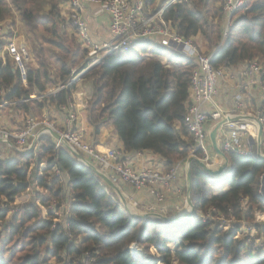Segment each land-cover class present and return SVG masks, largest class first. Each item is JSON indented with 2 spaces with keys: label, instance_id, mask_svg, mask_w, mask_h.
I'll list each match as a JSON object with an SVG mask.
<instances>
[{
  "label": "trees",
  "instance_id": "1",
  "mask_svg": "<svg viewBox=\"0 0 264 264\" xmlns=\"http://www.w3.org/2000/svg\"><path fill=\"white\" fill-rule=\"evenodd\" d=\"M214 1L221 2H177L165 9L163 21L181 38H198L206 44L208 53H213V67L257 62L264 72V0H247L233 16L224 42L225 16L221 4L209 9ZM63 2L0 0V23L12 21L13 27L19 19L38 64V69H28L24 85L14 64L0 58V93L5 96L0 99L44 95L51 86H65L87 67V52L66 31ZM44 44L57 50L59 70L54 77ZM195 67L192 59L155 42L106 56L83 76L92 85L87 111L94 133L111 123L124 153L150 152L165 161L169 171L192 150L186 114ZM261 81L264 84V74ZM73 90L75 85H70L35 106L66 105ZM16 106L28 112L30 105ZM259 111L264 117V102ZM226 156L229 170L218 178L204 173L195 162L190 165L194 210L189 217L143 221L133 217L73 151L56 149L50 136H41L34 151L0 160V264H264V222L253 224L257 215H264L258 194L264 161L234 153ZM32 188L44 193L33 191L32 201L12 212L16 199ZM207 214L212 220L203 222L201 216ZM217 218L233 223L224 231L227 225ZM243 225L255 231L253 241L261 240L258 245L248 235V240L238 236ZM132 244L154 248L158 257L137 261L130 253Z\"/></svg>",
  "mask_w": 264,
  "mask_h": 264
},
{
  "label": "built area",
  "instance_id": "2",
  "mask_svg": "<svg viewBox=\"0 0 264 264\" xmlns=\"http://www.w3.org/2000/svg\"><path fill=\"white\" fill-rule=\"evenodd\" d=\"M183 1L189 3L190 0H171L163 8L157 11H151L150 6L153 0H68L67 20L73 29L81 47L87 52L85 63L87 67L78 73L75 77L67 81L64 86L56 90L41 95L39 98H47L55 95L57 92L66 89L70 85L81 82L84 74L108 55L123 52L126 53L134 48L136 44L155 42L163 45V41H170L172 49L177 54L190 58L194 61L196 67L190 80V106L186 114V127L192 142V150L187 158L177 163L169 171L159 172L152 168H143L140 172H135L127 163L122 152L107 149L104 152L98 151L91 143L85 140V137L79 131L73 130L71 126L76 122L74 113H69L66 118V129L58 130L48 121H35L29 119L25 122L23 128L16 133L0 129V143L13 141L14 150L19 154H26L31 145L29 141L36 138V131L41 129V135L50 134V131L60 138L55 142V148L68 146L70 149L81 155L83 159L94 167L99 173L105 175L112 184H121L131 188L133 191L141 192L150 190L158 204H162L166 199V194L170 192L176 184L179 176V166L187 163L191 158L201 162L206 167H212L214 161L209 153V138L205 126L208 120L214 123L223 122L220 128L221 139L220 148L226 153L238 154L242 157L264 158V117L258 111L254 116L247 118L244 113L245 103L241 100L234 102V115L225 111L217 101L218 88L222 80L226 77L229 68H215L211 64L213 53L201 52L192 40H186L178 36L163 21L162 15L167 7L177 2ZM247 0H224L222 12L225 16L224 30L222 33V42L228 38V31L233 22V16L243 9ZM95 9L108 19L109 41L96 42L89 33L84 14ZM7 32L6 24L0 23V34ZM7 58L14 64L16 70L21 76L23 84H26V75L28 71L27 56L28 47L24 42L13 38L4 48ZM264 74L262 67L257 62L247 63L245 75L259 77L260 84L264 90V84L261 77ZM38 99V98H36ZM31 99V100H36ZM30 100H25L28 102ZM207 109L209 111L207 112ZM244 115L245 119H236L238 115ZM254 121L251 124L249 121ZM262 127L261 148L258 152L253 146L247 145L246 138L249 135L253 142H256L259 133V127ZM250 139V138H249ZM249 142H251L249 140ZM253 147V148H252ZM264 175L260 177L263 184ZM156 189H162L156 191ZM263 186L261 185L258 194L261 195ZM119 200L124 208L132 215H149L148 212L140 211L138 203L134 201L129 194L122 192L119 194ZM17 206L12 212H19ZM181 209L179 212H183ZM214 213L215 211L212 210ZM58 216V214H56ZM152 215V214H150ZM60 217V215H59ZM203 222L212 220L211 214L201 216ZM217 222L227 225L229 229L232 221H224L217 218ZM243 228L245 226L243 225ZM131 256L140 261L142 257L139 247L132 244L130 247Z\"/></svg>",
  "mask_w": 264,
  "mask_h": 264
},
{
  "label": "crops",
  "instance_id": "3",
  "mask_svg": "<svg viewBox=\"0 0 264 264\" xmlns=\"http://www.w3.org/2000/svg\"><path fill=\"white\" fill-rule=\"evenodd\" d=\"M67 1L68 0H64V2L61 4V12H62V16L66 20V31L69 34H73L70 28H68L69 25L67 22V13H68ZM129 1H133V0H129ZM169 1L171 0H153L150 9L151 11L155 12L163 8L167 3H169ZM192 1L195 0H190V2ZM84 16L87 22L90 36L94 41L105 42L110 40V36L108 33V19L105 15L100 14L95 9H92L91 11L85 13ZM4 23L6 24L7 21ZM168 26L169 28H171L170 24H168ZM7 34L8 31L4 34H0V44H3V47L0 50V58L3 60L4 63L6 59H8L6 54L4 53V48L9 41H11L13 38L16 37V35H7ZM23 36L24 35H19L18 40L24 42L28 47V56H27L28 69L32 68L36 70L38 69L37 61L36 59H34L32 55V51L29 43H27V40ZM70 36L74 38L76 37L75 33ZM75 39H77V37ZM191 40L197 45V47L201 52H209V49L207 48L206 44H204L198 38H196L195 40L193 39ZM77 41L78 40H75L76 44H78L79 42ZM162 44L168 47L169 50L173 51L172 49L173 45L170 43V41H163ZM44 45H45L43 46L44 55L47 56L46 57L47 61L50 59V57H53L54 61H56L54 52H57V50L47 44ZM45 47H47V49ZM48 51L49 54L51 52L50 56H48L47 54ZM162 61L167 62L166 59H162ZM55 65H56L55 71L53 69H51L50 71L53 77L54 74H58V70H59L57 62H55ZM246 68H247V64H241L237 67L229 68L226 77L222 80V83L219 85L217 101L225 111L231 112L234 115L237 114V112L234 110L235 109L234 102L236 100L243 101L245 103V111L243 114H245L247 118H250L259 111L261 104L264 102V90L260 84L259 77L256 76L250 77L245 75ZM60 86L61 85L59 84L57 86H51L50 89L46 91V93L56 90ZM55 95L50 97H54ZM0 96H3L2 92L0 93ZM40 96L41 95L39 96L34 95L31 96L29 99H21L20 101L16 100V101H8V102L4 101L3 99H0V129L16 133L17 131L23 128V125L25 123L24 118L30 116L32 120L33 117H35L34 119H42V121H48L51 125H53L55 129L65 130L66 118L68 114L74 113L76 116V122L73 123L71 128L73 130L82 133L83 136L85 137V140L91 143L98 151L104 152L107 149H112L118 152H122L125 157V160L135 172H140L143 168L146 167L155 169L159 172L166 171L165 161H163L160 157L150 152L124 153L122 144L119 141L111 123H107L103 125L100 128L98 134L94 133V128L88 122V111H87L88 102L92 97V85L89 81L83 80L80 83L75 84V90L71 92L70 101L66 105H63L61 107H58L53 104L45 103L43 104V108L41 109L37 108L35 106V103L39 104L43 101V99H46V98L40 99L39 98ZM31 99H36V100H31ZM25 100H30V101L24 102ZM28 103L30 105L28 112H25V110L23 111L21 108H18L16 106V105H22ZM208 111L209 109H207V112ZM243 117L244 115L240 114L235 118L242 120L245 119ZM249 121L251 122V124H254V121L250 119ZM215 126L216 123L212 122L211 120H208L205 126L208 138H209V134L211 133V131L214 129ZM41 131H42L41 129H38L36 131V138L31 139L29 141L31 147L32 144L36 141L34 148L32 149L33 151L36 149L38 139L44 135L50 136L52 142L55 145L56 139L51 134L41 135ZM251 138L252 137H250L249 135L247 136L246 144L253 146L254 143L255 145L254 149L257 150L256 142H253ZM220 139H221V132L219 131L216 141L218 148L221 150ZM249 140L251 142H249ZM63 147L66 148V146ZM15 153L16 152L14 150L13 141H10L8 143H0V160L14 158ZM209 153L212 157V160L214 161L212 165V169L216 171L223 164V162L215 153L210 141H209ZM40 167H41L40 169L42 170L45 169V166L43 167V165H41ZM228 170H229V164L227 169L225 170V173ZM187 172H188L187 163L180 164L178 180L174 185L173 189L166 194V199L162 204H158L155 201V197L150 190L137 192L121 184H117V185L113 184V186L115 187L117 193L121 194L122 192H124L126 194H129L131 198L138 203V207L140 211L142 212L145 211L148 212L149 215L152 214L153 216L161 217L164 219H171L177 217L179 214L183 212L187 213L189 211V207L187 203V182H186ZM101 176L110 182V180L105 175L101 174ZM109 188L115 194V191L111 187ZM160 190L162 189H156V191H160ZM262 193L264 195V186ZM23 204H25L23 201V196L21 198L16 199L15 201L16 206H20ZM181 209H184V211L179 212ZM186 218L187 217H185V219Z\"/></svg>",
  "mask_w": 264,
  "mask_h": 264
},
{
  "label": "water",
  "instance_id": "4",
  "mask_svg": "<svg viewBox=\"0 0 264 264\" xmlns=\"http://www.w3.org/2000/svg\"><path fill=\"white\" fill-rule=\"evenodd\" d=\"M223 125V122H219L216 124V126L214 127V129L211 131V133L209 134V141L215 151V153L218 155V157L221 159V161L223 162V164L219 167L218 170H211L209 169V167L204 166L201 162H199L198 160L191 158L187 161V168H188V172L186 175V182H187V203H188V207H189V211L187 213H181L179 214L177 217L171 218V219H164L161 217H157V216H153V215H132L135 218H138L140 220L143 221H148V220H158V221H177V220H182L185 217L190 216L193 213L194 210V206L192 204L191 201V172H190V165L195 162L196 164H198V166L200 167V169L206 173L207 175L213 177V178H218L220 176H222L225 173V170L228 167V158L226 156V154L220 150L218 148L217 145V135L220 131L221 126ZM50 134L56 139L59 140V136L56 135L55 133L50 131ZM261 140H262V127H259V133L257 136V151H260L261 148ZM36 142V141H35ZM35 142L32 144V147L30 148V150L28 152H30L35 145ZM66 148L70 149L68 146H66ZM71 151H73L72 149H70ZM73 153H75L76 157L84 164L86 165L88 168L92 169L109 187H111L114 191L115 194L117 195V198L119 199V193L116 192L115 187L113 186V184L111 182H109L108 180H106L104 177L101 176V174L94 168L92 167L88 162H86L79 154H77L75 151H73ZM261 160L264 161V158H262Z\"/></svg>",
  "mask_w": 264,
  "mask_h": 264
},
{
  "label": "rangeland",
  "instance_id": "5",
  "mask_svg": "<svg viewBox=\"0 0 264 264\" xmlns=\"http://www.w3.org/2000/svg\"><path fill=\"white\" fill-rule=\"evenodd\" d=\"M223 3H224V0H221V2H218V1H214L213 3H211L210 5H209V9H217V8H219L220 6H219V4H221V7H223ZM67 22H68V20H67ZM11 25H12V21H7V23H6V29H7V31H9V32H13V34L14 35H16V37H19V35H23V30L21 29L22 28V25L20 24V22H19V19H17V17L15 18V26H13V27H11ZM68 25H69V22H68ZM68 28H70V30H71V32L74 34V31H73V29L70 27V25H69V27ZM68 33V32H67ZM73 34H71V35H73ZM68 35H70V34H68ZM24 38H25V36H23ZM74 38V37H73ZM76 38V37H75ZM74 38V39H75ZM26 39V38H25ZM74 39H72V40H74ZM75 40H78V39H75ZM78 42V41H77ZM75 44H76V42H75ZM79 44V45H78ZM78 44H76L78 47H79V49H81L82 51H83V48L81 47V45H80V43L78 42ZM30 45V44H29ZM43 46H45V45H43ZM46 49H47V47H45ZM31 51H32V49H31ZM43 51H44V49H43ZM55 53V52H54ZM205 53H208V52H205ZM47 54H48V56H50L51 55V52H50V54H49V51L47 52ZM32 55H33V57H34V59H36V55H35V53L34 52H32ZM45 57H47V56H45ZM9 59V58H8ZM40 59V58H39ZM39 59H38V61H39ZM55 62L56 61H54V59H53V57H50V59L48 60V63H49V65H50V67H51V69H53L54 71H55V68H56V65H55ZM83 80H85V81H88V80H86V79H81V81H83ZM35 117H33V120H36V121H42V119H34ZM29 119H32L30 116H28V117H25L24 118V122H26L27 120H29ZM25 124V123H24ZM24 126V125H23ZM3 128V127H2ZM45 165H43V167H44ZM209 169H211V170H213L212 169V167L210 166L209 167ZM38 175V174H37ZM264 175V174H263ZM38 176H40V175H38ZM262 182H264V178H263V181ZM264 186V183L262 184L261 183V181H260V185H259V188H260V186ZM33 191H38V192H40V193H44V190H41V189H36V190H33V188H32V192L31 193H27V194H25V195H23V201H24V203L25 204H27V203H29V202H31L32 201V199L34 198L33 197ZM221 191V190H220ZM259 191V190H258ZM261 196V195H260ZM22 197V196H21ZM21 197H19V198H21ZM29 200V201H28ZM27 201V202H26ZM21 203V202H20ZM25 204H23V205H20V206H24ZM41 211H42V217H45V210L44 209H42L41 208ZM59 215V214H58ZM11 217V216H10ZM264 216L263 215H261V216H259V215H257L256 216V220H255V222H253V224H258V223H261V222H263L264 221V218H263ZM253 224H251V225H253ZM249 225V224H248ZM247 225V226H248ZM251 225H249V227H251ZM247 226H246V228H243V229H241V233L240 234H238V236L239 237H243V238H247V240H248V236H249V241H251V242H255V245H258V243H260L261 242V240H254L253 241V237L255 236V231H252V230H249L248 228H247ZM224 229V231H225V228H223ZM226 230H228V229H226ZM244 234V235H243ZM243 235V236H242ZM248 235V236H247ZM139 250H140V253L142 252L143 254H140L142 257H144V258H140V261H148L149 259H150V257H158V254L156 253V251H155V249L154 248H149L148 250H144L143 248H141V247H139ZM244 257H246V256H244ZM157 264H160V262H158Z\"/></svg>",
  "mask_w": 264,
  "mask_h": 264
}]
</instances>
